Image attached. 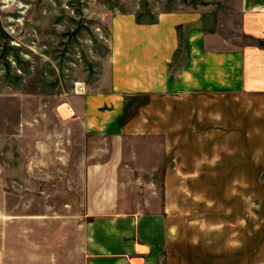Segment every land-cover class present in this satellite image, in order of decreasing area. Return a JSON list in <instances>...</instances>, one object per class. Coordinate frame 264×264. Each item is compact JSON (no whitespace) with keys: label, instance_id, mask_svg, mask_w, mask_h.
I'll use <instances>...</instances> for the list:
<instances>
[{"label":"crops","instance_id":"crops-1","mask_svg":"<svg viewBox=\"0 0 264 264\" xmlns=\"http://www.w3.org/2000/svg\"><path fill=\"white\" fill-rule=\"evenodd\" d=\"M221 14L112 16L72 106L86 136L121 143L85 172L81 264H264V0L231 11L255 43L221 37Z\"/></svg>","mask_w":264,"mask_h":264},{"label":"rangeland","instance_id":"rangeland-1","mask_svg":"<svg viewBox=\"0 0 264 264\" xmlns=\"http://www.w3.org/2000/svg\"><path fill=\"white\" fill-rule=\"evenodd\" d=\"M240 2L0 0V250L8 262H82L85 172L121 143L86 136L72 106L102 74L112 16L211 10L222 13L221 37L255 43L231 14Z\"/></svg>","mask_w":264,"mask_h":264},{"label":"built area","instance_id":"built-area-1","mask_svg":"<svg viewBox=\"0 0 264 264\" xmlns=\"http://www.w3.org/2000/svg\"><path fill=\"white\" fill-rule=\"evenodd\" d=\"M83 90L81 88H79V92H82Z\"/></svg>","mask_w":264,"mask_h":264},{"label":"trees","instance_id":"trees-1","mask_svg":"<svg viewBox=\"0 0 264 264\" xmlns=\"http://www.w3.org/2000/svg\"><path fill=\"white\" fill-rule=\"evenodd\" d=\"M139 19L137 18V21H138Z\"/></svg>","mask_w":264,"mask_h":264}]
</instances>
